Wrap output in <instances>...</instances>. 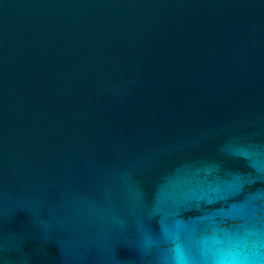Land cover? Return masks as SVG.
<instances>
[{
	"label": "water",
	"instance_id": "1",
	"mask_svg": "<svg viewBox=\"0 0 264 264\" xmlns=\"http://www.w3.org/2000/svg\"><path fill=\"white\" fill-rule=\"evenodd\" d=\"M0 264H264V0H0Z\"/></svg>",
	"mask_w": 264,
	"mask_h": 264
}]
</instances>
